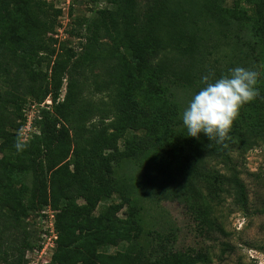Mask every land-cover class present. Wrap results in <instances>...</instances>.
Masks as SVG:
<instances>
[{
  "label": "trees",
  "instance_id": "1",
  "mask_svg": "<svg viewBox=\"0 0 264 264\" xmlns=\"http://www.w3.org/2000/svg\"><path fill=\"white\" fill-rule=\"evenodd\" d=\"M98 1L106 7L97 12L85 52L76 61H88L100 39L112 42L113 62L104 67L93 93L108 99L113 118L90 126V139L75 148L69 164L65 123L74 118L81 126L92 111L77 100L76 61L54 64L51 78L42 69L44 57H53L60 42L54 36L61 11L46 0H0V208L15 228L30 214L40 216L48 207L55 212L56 244L62 251L51 264H200L208 254L167 249L174 233L158 236L157 242L142 241V206L116 171L120 160L110 153L127 132L143 127L136 95L142 93L154 106L152 122L144 126L150 143L146 161L162 171L166 168L165 176L170 181L175 176L182 192L201 205L197 211L205 234L225 235L214 209L227 190L234 193L236 206L246 207L238 167L244 155L264 145V0H245L247 9L229 8L226 0H152V11L141 24L137 0ZM210 31L225 46V65L206 61ZM237 66L259 73L261 97L241 109L230 139L219 144L203 134L195 139L186 129L179 130L177 106L168 108L161 98L168 87L199 91L203 76L219 78ZM64 80L66 97L58 102ZM50 96L56 117L42 122L39 134L21 142L24 148L18 152L14 145L20 142L16 132L25 121V103ZM212 163L225 166L227 173L213 171ZM73 189L83 205L72 199ZM113 198L119 203H109ZM97 208L99 214L92 216ZM122 211L123 217H118ZM119 246L124 250L110 252ZM37 248L39 243L24 230L10 264H28L27 252ZM224 250L231 247L224 244Z\"/></svg>",
  "mask_w": 264,
  "mask_h": 264
},
{
  "label": "rangeland",
  "instance_id": "2",
  "mask_svg": "<svg viewBox=\"0 0 264 264\" xmlns=\"http://www.w3.org/2000/svg\"><path fill=\"white\" fill-rule=\"evenodd\" d=\"M47 2H50L46 0ZM137 16L139 24L144 17L152 11V0H137ZM51 3V2H50ZM225 5L229 8L238 7L247 9L245 0H226ZM106 7L105 2L98 0H74V6L70 11V24L64 30L60 42L55 44V55L51 58L44 57L42 69L51 78L54 64L72 65L80 55L85 52V42L90 35L92 23L99 10ZM205 46L206 61L214 64L221 61L225 65V46L217 41L215 32L210 31ZM232 44V43H231ZM114 47L108 39H100L91 57L86 62L76 61L77 100L82 107L91 109V117L81 126H78L74 118L66 123L68 129V154L69 164L73 161L75 148L90 139L88 130L91 125L100 123L108 124L112 120V112L108 105V99L104 95H95L93 86L100 79L105 66L112 64L111 57ZM154 62L152 63V65ZM2 85V84H0ZM195 90H186L174 86L168 87V92L161 96L166 107L175 104L178 108V119L181 121L179 130H184L181 115L187 100L196 93ZM67 83L63 81L58 102L66 97ZM139 103L142 105L143 127L139 130L127 132L116 143L110 153L114 158L120 160L117 173L128 186L133 199H138L142 206L143 214V239L157 242L158 236L174 233L175 241L168 250L180 253H191L192 255L208 254V259L200 264H264V145L249 151L243 156V161L238 167L241 179L246 186L247 205L240 208L234 203V193L227 190L221 197V205L214 209L213 217L218 220L225 235L210 232L205 234L201 218L197 209L201 205L194 201L187 193L180 189L178 180L173 176L170 181L165 176L166 168H154L153 164L146 161L145 150L150 147L144 126L151 124L153 105L143 98V94L137 92ZM25 121L16 132L20 142L27 143L34 135L39 134L42 122L47 118L56 117L52 97L43 102L28 100L23 107ZM132 151L129 158L126 154ZM72 170V165L68 167ZM213 171L227 173L225 166L212 163ZM173 172L172 170H169ZM175 182V183H174ZM71 197L78 205H83L84 200L79 192L73 189ZM109 203H119L113 198ZM99 208L90 212L97 216ZM122 213L118 217H123ZM57 214V212H56ZM11 224L6 213L0 208V264H10L17 257V247H20L24 230L30 234L34 243H39L38 237L42 229L39 213L30 214L21 220V227L15 228ZM224 244H228L231 250H224ZM123 251L124 247L111 248L110 252ZM49 258L62 251L56 246L49 249ZM43 260H47L44 256ZM52 262V261H51ZM48 263V264H51ZM36 264H39L36 263Z\"/></svg>",
  "mask_w": 264,
  "mask_h": 264
},
{
  "label": "clouds",
  "instance_id": "3",
  "mask_svg": "<svg viewBox=\"0 0 264 264\" xmlns=\"http://www.w3.org/2000/svg\"><path fill=\"white\" fill-rule=\"evenodd\" d=\"M258 82L257 71L240 66L229 69L219 78L211 73L203 76V87L187 100L182 111L187 136L199 139L203 134L211 142L224 144L230 139L241 109L261 97ZM14 146L18 152L24 148L19 141Z\"/></svg>",
  "mask_w": 264,
  "mask_h": 264
},
{
  "label": "built area",
  "instance_id": "4",
  "mask_svg": "<svg viewBox=\"0 0 264 264\" xmlns=\"http://www.w3.org/2000/svg\"><path fill=\"white\" fill-rule=\"evenodd\" d=\"M53 3L55 9L61 11L59 16L57 34L55 39L61 40L64 30L70 24V11L74 6V0H48ZM40 222L42 229L40 230V248L35 249L33 252H27L26 260L28 264H48L52 260V256L49 258L47 255L50 253L49 249L56 246L57 232L55 230V212L50 208L44 209L40 213ZM47 257V260L43 258Z\"/></svg>",
  "mask_w": 264,
  "mask_h": 264
}]
</instances>
